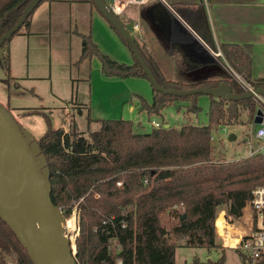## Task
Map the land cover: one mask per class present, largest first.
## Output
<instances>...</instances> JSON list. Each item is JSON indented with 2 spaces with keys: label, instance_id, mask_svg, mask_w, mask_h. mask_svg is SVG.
Wrapping results in <instances>:
<instances>
[{
  "label": "trees",
  "instance_id": "trees-1",
  "mask_svg": "<svg viewBox=\"0 0 264 264\" xmlns=\"http://www.w3.org/2000/svg\"><path fill=\"white\" fill-rule=\"evenodd\" d=\"M30 1L0 0V36L18 22ZM46 1L49 0H43L38 7ZM87 3L94 7L92 0ZM173 9L210 48L216 49L202 5H174ZM33 13L14 36L28 27ZM80 37L82 48L76 66L95 57L104 77L147 80L136 61L133 65L118 63L98 49L89 33ZM120 39L130 50L127 42ZM10 41L0 47H7L0 64L8 86ZM218 47L237 75L254 88H264V79L251 78V46L243 49L220 44ZM139 50L156 81L165 89L188 91L225 83L236 94L244 93L231 77L192 85L166 79L147 51L140 46ZM151 88L154 96L150 105L137 98L140 111L159 115L166 106L186 100L191 101L187 114L200 111L197 95L179 98ZM256 105L253 98L226 102L210 97L207 126L187 123L176 129L164 125L148 133H135L129 120H102L98 121L99 129L88 137L73 128L69 133L63 127L53 129L46 118L47 130L38 144L50 170L53 204L62 211L65 220L75 206L78 209V235L74 240L77 264H116L118 259L122 264H175L176 249L181 243L221 253L215 262L195 259L192 264H224L225 249L215 234V227L216 233L219 231L218 222L215 226L218 209L225 207L226 217L249 218L251 193L264 187V156L254 154L233 162L216 160L212 131L236 123L242 110L247 111L252 122ZM175 205H183V210H173ZM164 214L176 220L169 228L163 223ZM113 239L121 246L118 254L110 250ZM0 241L16 252L18 264H32L26 250L2 220ZM222 244L226 245V239Z\"/></svg>",
  "mask_w": 264,
  "mask_h": 264
},
{
  "label": "rangeland",
  "instance_id": "rangeland-1",
  "mask_svg": "<svg viewBox=\"0 0 264 264\" xmlns=\"http://www.w3.org/2000/svg\"><path fill=\"white\" fill-rule=\"evenodd\" d=\"M202 1L208 7L207 17L211 26L214 27L210 0ZM105 2L109 3L110 0H105ZM86 24L87 32L83 33H88L90 29L93 40H96L99 45L112 46L102 27L95 20L89 24L87 20ZM70 29L69 33L66 31L61 34L51 33L43 36L42 39L26 35L24 29L14 36L7 45L8 48L13 46L12 56H10L12 79L9 89L4 82L5 73L0 64V104L7 108L8 97H10L9 111L18 125L29 132L35 141H38L47 130L46 118L50 120L52 128L58 129L66 127L68 119L75 116L77 130L74 129V131L85 137H88L90 132L97 131L100 127L98 121L102 120H129L133 123L135 133L150 132L152 128H155L152 121L159 123L160 126H164L165 122L168 126L176 129L187 123L193 126L209 124L210 96L198 94L195 97L196 105L200 108L197 114L186 113L191 102L189 100L168 105L159 115L147 114L136 107L138 97L149 105L152 103L153 91L145 78H103L96 58L90 60V70L87 66L92 74V83L88 78H84L82 73L79 75L78 71L68 63L71 60L73 62L77 60L82 42L80 37L73 34V28ZM116 36L123 44L122 46L129 50L120 37L117 34ZM60 39L62 42H59ZM52 46H55L57 50L52 52ZM69 46L71 47L68 50ZM6 48H0V61ZM130 56L129 63H132L134 58L132 55ZM116 59L120 58L117 56ZM120 63L123 62L120 61ZM226 77H231L236 81L232 72H228ZM85 80H88V91ZM86 96L89 102V118L92 120L89 129H86L84 125L88 121L85 107L76 111L73 106L76 100L78 103L87 101ZM130 106L134 107L131 112L129 111ZM26 112L33 113L25 115ZM254 130L255 127L249 121L246 110L241 111L240 118L233 125L214 129L211 143L215 159L233 162L248 158L252 149L254 150L258 146L254 139ZM71 131L69 129L66 133ZM231 137H234V140H231ZM73 218H75L76 231L69 236L74 241L78 235L79 219L76 206L69 217V219ZM227 218L225 207H220L215 221V226L217 222L219 224V231L216 233L215 227V234L217 242L225 249L224 264H243L242 254L232 248L237 245L241 234L247 230L248 217L233 218L232 222L229 221L231 224L223 226L222 223L224 221L226 223ZM162 220L166 228L176 221L166 214L162 216ZM257 225L258 227L262 225L260 219ZM223 239H226V245L222 244ZM183 244L181 243L176 249L175 264H192L195 259L201 262L208 260L215 262L221 256L220 251L187 247ZM17 258L12 247L4 241H0V264H18Z\"/></svg>",
  "mask_w": 264,
  "mask_h": 264
},
{
  "label": "crops",
  "instance_id": "crops-1",
  "mask_svg": "<svg viewBox=\"0 0 264 264\" xmlns=\"http://www.w3.org/2000/svg\"><path fill=\"white\" fill-rule=\"evenodd\" d=\"M210 4L213 9L214 27L209 23L207 17L208 7L205 3L203 4L202 0H134L128 4L119 19L126 26L138 46L144 48L151 56L166 79L192 85L207 81H219L226 77L228 72H233V70L224 57L215 55L217 50L220 51L218 47L220 44L239 46L243 49L244 46H251L249 52L251 78L253 80L264 79V0H210ZM174 5L203 6L207 24L212 34L213 46L216 49L210 48V45L176 13L173 9ZM87 20L88 24L95 20L102 27L105 36L112 45L101 46L95 40L96 43L88 26V33H90L92 42L102 53L118 63L122 61V64H134L135 59L132 63H129L131 52L125 46H122L123 44L113 32V29L97 12L95 7L87 3V0L46 1L34 11L28 27L23 28V31L26 35L37 36L42 39L43 36L51 33L61 34L63 31L69 33L70 28H73V34L80 37L81 34H87L83 33L87 32ZM167 20H169V24H167ZM59 42H62V40ZM70 47H68V50ZM80 47L82 48V43ZM12 49L13 46H9L10 56H12ZM55 50H57L55 46H52V52ZM117 56L120 59H116ZM79 57L74 62L69 61L68 64L77 70L79 75L82 73V76L88 78L92 83L89 65L90 60L95 57L87 59L76 66L75 63ZM102 77L104 78L103 75ZM88 80H85L87 91ZM9 86H11V82ZM9 86L7 85L8 89ZM9 102L10 97H8L7 108H9ZM88 105L87 97V101L84 103H78L76 100L73 106L76 111L81 107H85L88 119ZM133 110L134 107L130 106L129 111ZM31 113L33 112H26L25 115ZM90 124L87 121L84 124L85 128L89 129ZM164 124L168 126L165 122ZM63 128L66 131L71 128L77 130L75 116L70 117L68 124Z\"/></svg>",
  "mask_w": 264,
  "mask_h": 264
},
{
  "label": "water",
  "instance_id": "water-1",
  "mask_svg": "<svg viewBox=\"0 0 264 264\" xmlns=\"http://www.w3.org/2000/svg\"><path fill=\"white\" fill-rule=\"evenodd\" d=\"M42 1L31 0L26 5L18 22L0 36V47L12 39ZM92 2L97 12L127 42L135 61L141 66L156 92L179 98L202 94L226 102L248 100L254 96L264 98V88H253L243 94H236L225 83L215 88H196L188 91L161 87L141 56L138 44L119 17L111 12L105 0ZM262 117L261 110H257L253 124H261ZM230 139L234 140V137ZM0 220L9 227L26 250L32 264H77L76 247L68 236L66 220L62 211L51 200L50 170L46 158L38 141L18 125L9 109L2 104H0Z\"/></svg>",
  "mask_w": 264,
  "mask_h": 264
},
{
  "label": "built area",
  "instance_id": "built-area-1",
  "mask_svg": "<svg viewBox=\"0 0 264 264\" xmlns=\"http://www.w3.org/2000/svg\"><path fill=\"white\" fill-rule=\"evenodd\" d=\"M132 1L134 0H110L108 6L115 16L120 17L122 12ZM215 55L217 57H222V53H220L219 50H217ZM232 73L236 79L237 84L244 90V92H247L254 88L249 83L244 81L239 75L235 74L234 72ZM253 99L257 103L255 114L257 110H261V112L263 113V117L262 122L259 125H254L252 121V125L255 127L254 139L256 143H258V146L256 149H252L249 157L254 154H261L264 156V98H262L261 96H254ZM152 125H155L156 129L163 127V125L160 126L159 123L154 121H152ZM65 132L67 131L65 130ZM117 185L120 186V184ZM172 209L176 211L183 210V205H175ZM248 209L250 214L247 222V230L241 234L237 245L232 249L239 251L242 254L243 264H264V187H258L252 191ZM124 212L126 213L125 210H123V213ZM74 214H77V212H74ZM227 219L228 220L226 221V223L225 221L224 223H222L223 226L225 224H231L229 223V221L232 222L233 215L228 217ZM259 219L262 222V225L260 227H258L257 225ZM122 227H125L124 223H122ZM120 249L121 246L117 243V240L113 239L110 250H112L115 254H118L120 252ZM116 264H122L121 260L118 259L116 261Z\"/></svg>",
  "mask_w": 264,
  "mask_h": 264
},
{
  "label": "bare ground",
  "instance_id": "bare-ground-1",
  "mask_svg": "<svg viewBox=\"0 0 264 264\" xmlns=\"http://www.w3.org/2000/svg\"><path fill=\"white\" fill-rule=\"evenodd\" d=\"M65 226H66V230H67L68 236L72 235L73 233H75V231H76L75 218L66 220Z\"/></svg>",
  "mask_w": 264,
  "mask_h": 264
}]
</instances>
